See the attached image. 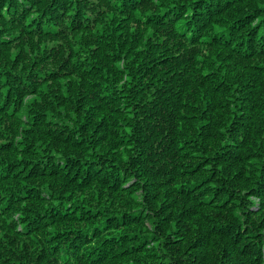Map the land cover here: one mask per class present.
<instances>
[{
	"label": "trees",
	"instance_id": "trees-1",
	"mask_svg": "<svg viewBox=\"0 0 264 264\" xmlns=\"http://www.w3.org/2000/svg\"><path fill=\"white\" fill-rule=\"evenodd\" d=\"M0 264H264V0H0Z\"/></svg>",
	"mask_w": 264,
	"mask_h": 264
}]
</instances>
